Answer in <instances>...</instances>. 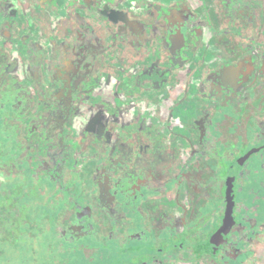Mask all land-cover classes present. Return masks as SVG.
<instances>
[{
	"label": "flooded vegetation",
	"instance_id": "1",
	"mask_svg": "<svg viewBox=\"0 0 264 264\" xmlns=\"http://www.w3.org/2000/svg\"><path fill=\"white\" fill-rule=\"evenodd\" d=\"M57 1L55 0L51 8L46 11L49 20L51 10ZM91 1L88 0L85 3L83 0L84 13L89 21L83 19L77 23L69 44L61 42L60 37V39H55L52 44L45 47H41L37 42L32 43L30 41V36L25 33V29L34 30L35 28V32H39L44 36L49 26L51 27L50 21L41 27L38 24L29 23L26 28L16 29V31L19 30L20 36L24 37L25 42L21 40L20 45L18 44L19 38L13 36L12 39H15L16 42L11 41L10 43L14 44L13 50L15 48L19 50L17 53L21 52L20 48L23 47L22 53L26 57L24 56V59L20 58L22 63L30 57L38 63L47 57L55 62L54 67H56L58 61L79 59L74 48L76 46L75 32L80 29L82 24L89 25L94 30L98 40L101 44L107 46V49L103 56L96 57L94 61L91 60L90 56L83 59L84 63L91 65L93 62L94 64L92 63V69L85 73L83 84L72 94L69 110L65 114L62 124L54 122V119L60 115V109H63V107L48 109L47 115L51 118L48 125L42 121L43 119H39L46 112L48 103H40L41 110L38 111L35 98L36 96H45L47 92L51 93L54 91L53 88L49 87L50 89L44 91L36 76L24 77L26 82H31L29 84L33 93L30 108L22 115L28 117V119L27 121L18 120L16 122L17 124L24 123L23 129L17 128L14 132L9 128L7 134L0 137H4L7 141L8 137H15L10 133L16 134L19 145L26 149L25 154H21L20 158L27 155V159L23 163L22 174L34 177L41 174L48 180V183L40 184L38 180L31 178L36 188L41 187L46 190L45 198L42 199L41 203L49 201V209H51V192L63 184L59 181L56 186L55 182L56 189L51 191V175L45 165L51 164L50 156L52 154H59L61 151L65 155V161L67 160L66 140L71 136L72 128L69 122L75 111L74 103L79 95H88V92L84 91L86 88L89 89L86 83L87 79L94 77L96 64L101 58L109 57L111 55L110 51L115 48L118 42L126 41L123 45L128 48L129 53L131 52L130 55L140 59L143 56L144 58L149 56L143 66L133 65L136 70L133 86L134 88H140L143 84H148L150 90L147 94V100L152 93L159 95L158 98L155 97L154 103H148L146 111L154 112L156 108L168 106L170 114L163 119V122L165 127L167 126L166 132L168 135L177 137V142L180 144L179 151L181 152L182 165L173 174L164 175L162 168L157 166L159 162L157 152L149 154L143 151H127L123 155L117 156L116 159L118 160L122 157L125 158L118 161V166L107 167L105 163L98 162L93 183L96 190L94 207L99 216V222L95 219L94 207H92L90 201L70 196V199H67L65 203H70L72 200V203L69 204L72 212L65 221L64 229L62 231L57 229L59 236L57 237L61 240V243L57 245V249L54 251H51V242L47 248L49 254H53V256L58 251L65 253L61 261L54 258L56 260L53 264H65L63 262L64 258H68L71 264H216L215 261L209 258L207 253L221 249L225 245L234 221L238 217L239 207L248 212L247 216L255 217V224L258 227V239L256 240L259 241L260 250L264 249V239L262 238V241H260V236L264 234V75L261 72H254L249 64V58L256 62L260 61V51L264 50V46L261 44L264 36L263 8L255 7L256 26L246 23V28L242 31L241 36L235 33L221 32L219 27L215 28L216 33H212L207 26H200L201 39L199 45L207 48L209 50L208 54L196 55L195 59L186 60L179 67H170L168 62L161 56L157 62V67L159 71L166 72L163 73L165 77L162 72L161 75L157 73L148 77L144 70L153 62V57H156L151 55V52L158 50L157 46H153L155 41L150 36L149 30L146 29L144 32L142 48L133 46L131 44L133 40L130 39L128 34L112 36L110 32L114 33L117 25L112 23L114 28H108L106 24L101 22L92 11ZM130 1L133 4V1L135 3L138 0ZM183 1L187 4L193 2L198 5L197 0ZM25 2L30 8V16H32L35 8L31 7L33 5L28 4L27 0ZM145 4L148 9L142 17L130 13L129 10L116 11L106 8V12L110 20L119 16L117 15L118 12H126L129 14L130 19L142 20L150 24L155 21L157 15L151 5L165 6L167 2L165 0H159L158 3L146 1ZM110 11L114 14L111 15ZM91 20L96 23V27L92 24L93 22L91 23ZM100 25H103L106 29H102ZM157 27H161L159 19L157 20ZM225 27V25L222 26V28ZM190 29L191 24L189 22H185L180 27V31L186 39H189ZM204 29L210 34L207 42L204 41ZM101 30L109 34L110 43L108 45H105L99 36ZM253 35L259 36L255 39V42H253ZM217 38L220 39V42L214 43V39ZM5 41L9 42L6 39ZM253 43H256V46L258 44L261 46L255 47ZM34 46L40 49V53H29V49ZM53 47L56 48V52H54ZM26 48L28 51H26ZM122 67L121 62L118 61L117 68ZM51 70L49 78L50 85L53 86ZM173 72H183L188 77L194 75L198 85H192L189 89L187 88L188 84L185 83L183 89L186 97H183L180 103L176 102L169 105V96L164 86L170 80ZM30 73L35 74L34 71ZM80 73H84L83 69L80 70ZM100 77L99 74L98 78ZM154 81L158 84L154 85L152 83ZM25 100L28 101V99ZM92 100L96 103L95 96L92 97ZM219 102L224 103V108L219 106ZM199 108H202L200 114L197 113ZM190 112L192 115L187 122L183 123L178 120L179 115L189 114ZM33 115L35 116V122H29L30 117ZM171 121L177 122L180 127L177 130L168 129ZM222 121L224 123V137H216L214 126ZM6 122L9 121L3 120V123ZM11 123L15 124L14 122ZM59 124L61 125L60 128H63L60 133L56 129ZM27 137L30 138L27 140ZM58 137L63 138V145L59 142ZM77 137L86 136L79 133ZM47 142L49 145L54 142L59 149L52 152L48 151L45 157L35 156L33 151H35L37 144H47ZM218 146L222 147V151L218 149ZM216 149H218L220 153L218 155L220 159L222 158L221 162L223 163L222 167L219 168L213 166L214 158L211 156ZM32 156L35 157L36 169L38 170L32 167ZM138 159L146 161L142 170L136 166ZM196 159H199V161H196ZM8 164L6 162V166H3V168H6ZM103 167L107 172L112 173V180L106 184L104 179L102 182L96 183ZM220 170L222 176L221 180L217 182L215 181L214 172ZM3 178L4 183L0 186V189H4L6 185L5 177L3 176ZM131 181L133 182L131 183ZM194 181H197L201 187L200 190L196 188L195 184L193 186ZM216 183L221 188L223 202L217 200L215 194L211 192V185L214 186ZM127 184L131 188L129 191L126 189ZM63 186L70 189L71 185ZM202 189H205L208 197L204 194L200 195ZM227 189L233 191L232 221L220 237L212 245H209L208 242L218 230L224 218ZM55 193L60 192L55 191ZM74 199H78L84 207L89 209L91 224L85 225L84 220L80 222L79 218H75L74 209L77 204ZM106 214L109 215L111 220L107 218ZM88 226H93L92 232H89ZM77 228H80V230L78 231ZM34 232L31 231V233ZM48 232L51 238V229ZM53 234L56 235V233ZM83 234L86 235L83 236V245L70 246L71 242L67 241L70 236L82 237ZM27 237L28 235L25 236L23 233L17 235V246L36 238L27 239ZM173 240H176L179 245L171 247L172 242L170 241ZM2 244L10 247L8 243L0 242V245ZM175 247H177L176 251ZM10 248L13 249V247ZM0 251L6 261V255H4L2 248H0ZM247 259L245 258L240 264H244Z\"/></svg>",
	"mask_w": 264,
	"mask_h": 264
},
{
	"label": "rangeland",
	"instance_id": "2",
	"mask_svg": "<svg viewBox=\"0 0 264 264\" xmlns=\"http://www.w3.org/2000/svg\"><path fill=\"white\" fill-rule=\"evenodd\" d=\"M146 1L158 3L159 0H138L135 3L133 1L130 7H127V0H92L91 6L93 13L101 22L106 24L108 28H114L108 18L106 8L116 11L129 10L130 13L142 17L148 9L145 4ZM0 4L2 5L1 12H3L5 18L20 19L21 12H24L27 18L30 16V8L25 0H0ZM49 17L51 27L49 26L46 35L43 36L39 32L29 34L32 43L37 42L41 47H45L60 37L61 42L69 44L77 23L83 19L89 21L84 13L83 0H58L51 10ZM91 23L95 27L97 26L92 20ZM100 26L102 29H106L103 25ZM81 27L85 28V24H82ZM21 28L22 25L19 23L17 29ZM25 33H28V31H25ZM58 33H60L59 36H57ZM203 35L204 41L207 42L210 34L206 29L203 30ZM99 36L105 45L110 43L109 34L106 31H99ZM14 37L17 38V36ZM6 38H3L0 32V93L8 96L19 94L24 99L29 97L28 99L32 100L31 82H26L24 77L29 78L30 75L32 77L36 76V79H38L45 91L49 87H52L50 85L49 73L51 68L55 66V62L45 57L38 63L30 57L22 63L16 55V48L13 50L14 44L10 43L11 41L15 42V39H12V37ZM220 38L222 39L223 37ZM5 39L9 42H6ZM125 42H118L115 48L110 51L111 55L101 58L96 64L94 77H89L86 82L89 89H84V91L88 92V95L81 94L78 96L74 103V114L71 116L72 118H70L69 122L72 130L71 136L66 140L65 150L68 165L63 172L60 182L63 185L70 184V195L81 198L84 201H90L92 207L95 206L94 198L96 190L93 180L98 162L105 163L107 167L118 166V161L125 158L122 157L118 160L116 159L117 156H121L127 151H143L149 154L157 152L159 159L157 166L162 168L164 175L169 176L173 174L182 165L181 152L179 151L180 144L177 142V137L168 135L166 132L167 126L165 127L163 122V119L170 114L168 106L156 108L154 112L146 111L148 103H154L155 97L158 98L159 95L152 93L147 100V94L150 90L148 84H143L140 88H134L133 86L136 74L133 65L143 66V63L147 62L149 56L145 58L143 56L140 59L130 55L131 52L129 53L128 48L124 46ZM217 42H220L219 38L214 39V43ZM20 49L22 52L23 47ZM118 61L123 66L120 69L117 68ZM32 71L35 74L30 73ZM97 74H100L101 77L98 78ZM163 76L165 77L164 74ZM185 83L186 85L188 84L187 88L189 89L192 85H198L194 75L188 77L183 72H173L171 74L170 80L164 86L169 96V105L176 102L180 103L181 99L186 97L183 89ZM39 89L41 90V88ZM94 96L96 97V103L92 100ZM38 105L40 106V103ZM197 110V113L200 114L202 108ZM34 118V115L31 116L29 122H35ZM24 125V123H3L2 120V122L0 121V136L6 135L9 128L15 132L17 128L23 129ZM178 127L180 126L177 122L171 121L168 129L177 130ZM79 133H83L86 137H77ZM2 138L3 142H6V139ZM8 139L15 140L14 137H8ZM58 149V145L54 142L50 145L48 142L47 144L39 143L33 154L45 157L48 151L52 152ZM31 161L33 163L32 167L38 170L36 169L35 157L33 158L32 156ZM196 161H199V159H196ZM145 162V160L140 161L138 159L136 166L142 170L145 167ZM3 175L4 172H0V186L4 183ZM29 178L38 180L40 184L48 183V180L41 176V174L38 177L29 175ZM55 182L57 186L58 180L55 179ZM61 195V193H55V191L51 192V207L61 203ZM71 201L70 203H72ZM70 203H63L60 206V211L55 216L56 227L59 231L64 229L65 221L72 212L69 207ZM94 214L96 221L99 222V216L95 207ZM106 216L111 220L108 214ZM31 231L34 232V229ZM57 236L58 234H51L50 238L49 232L46 231L32 241H25L23 242L24 244H19L16 249H11L7 245L2 244L0 248H2L4 255H6V261L0 258V263L53 264L56 259L61 261L65 256L64 252H55L56 254L53 256V254H49L47 249L50 242L51 251L57 249V245L61 243V240L58 238L59 236ZM83 236L86 235L83 234L82 237L70 236L67 241L71 242L70 246H80L84 244ZM262 238L264 239V234L260 236V241H262ZM65 240L63 239V241ZM63 262L71 264L68 258H64ZM244 262V264H264V249L258 251L254 258H248Z\"/></svg>",
	"mask_w": 264,
	"mask_h": 264
},
{
	"label": "trees",
	"instance_id": "3",
	"mask_svg": "<svg viewBox=\"0 0 264 264\" xmlns=\"http://www.w3.org/2000/svg\"><path fill=\"white\" fill-rule=\"evenodd\" d=\"M54 1L27 0L28 3L33 5L31 7L35 8V10H33L32 16L29 19L22 16L20 20L5 18L3 12H1L2 5L0 4V31L2 36L4 38L17 36L19 38L18 44L22 43L21 40L25 42L24 37L20 36L19 30L16 31V26L19 23L23 28H26L29 23L38 24L40 27L48 24L50 20L46 15V11L51 8ZM165 1L167 2L165 6L151 5L155 12H157V15L155 21L150 24L142 20H132L126 12H118L119 16L113 17L111 20L109 18L111 24L117 25L115 34L113 32L110 33L114 36L128 34L130 39L133 40L131 44L137 48H142L144 32L146 29L149 30L150 36L155 41L153 46H157L158 50L151 52V55L156 57H153V62L144 70L148 74V77L157 73L161 75V72L162 74L166 73L165 71H159L157 67V62L161 56L168 62L170 67H179L184 61L195 59L196 55L208 54L209 50L199 45L201 39L200 26H207L212 33H216L215 28L219 27V31L221 32L235 33L241 36L242 31L246 28V23H251L254 27L256 26L255 23L257 22H255L256 19L254 17L255 7L258 6L264 10V0H197L198 5H195L193 2L187 4L183 0ZM84 2L87 3L88 0H84ZM130 6L131 1L127 0V7ZM113 14L112 12L111 15ZM158 19L159 25L162 28L157 27ZM185 22L191 24L189 39H186L180 31V27ZM224 25L226 27L222 28ZM81 26L75 32L76 46L74 47L75 54L79 59L58 61L56 67L51 70V79L54 84L52 88L54 91L51 93L47 92L45 96H36L35 98L38 111L41 110V106L38 103H48L46 112L39 118L43 119L42 121L47 125L51 121V118L47 115L48 109L51 107L59 109L63 107V109H60V115L54 119V122L62 124L64 121V116L68 112L69 103L72 100V94L83 84L85 73L92 69L91 65L93 62L89 65L84 63L83 59L90 56L91 60L94 61L96 57L103 56L107 49V46L101 44L94 30L89 25L85 24V28ZM258 37L257 35H253V42ZM253 44L255 47L261 46L260 44L257 46L256 43ZM261 44L264 46V36ZM53 50L56 52L55 47H53ZM26 51H28L27 48ZM34 52L40 53V49L37 46L29 49L30 54ZM18 53L19 59L22 58L21 53ZM260 53L261 60L256 62L252 58H249V64L254 72H261L264 75V50L260 51ZM81 69L84 71L83 74H80ZM152 83L154 85L158 84L155 81ZM30 102V99L27 101L17 94L12 96L0 94V121L5 120L14 123L18 120L27 121L28 117H23L22 115L30 108ZM218 104L221 108H224V103L219 102ZM191 115V112L189 114L184 113L177 118L179 121L185 123ZM60 126V124L56 126L59 133L63 130ZM10 134L16 135L15 133ZM214 134L216 137H224L223 121L215 124ZM14 138L15 140L8 139L6 142H3L2 137H0V172L5 170L3 171V176L5 177L6 184L4 189H0V242L8 243L13 249L17 247V235L21 233L25 234V236L28 235L27 239H31V237L35 238L49 229H51V234H57L55 216L60 211V206L67 199H70L71 196L69 194V187H64L63 185H60L57 189L55 187V179L58 182L61 180L63 172L68 165L67 160L65 161L64 159L65 155L61 151L59 154H52L50 156L51 164H46L45 167L51 175V191L56 189V192L62 193V201L60 204L56 203L57 205L51 207V209H49V201L41 203L42 199L45 198L44 194L46 190L41 187L36 188L33 181L29 179V176L22 174L23 163L27 159V155L22 158H20V155L25 154L26 149L19 145L17 137ZM29 138L27 137V140ZM58 140L63 145V138L58 137ZM218 149L222 151V147L218 146ZM218 149L211 154L214 158L213 166L217 168L222 167L223 164L221 162L222 158L220 159L218 155ZM6 162L9 164L3 169V166H6ZM221 170L214 172L215 181L217 182L221 180ZM101 171L102 173L96 183L102 182L103 179L105 184L109 183L112 180V173L107 172L104 167ZM194 184L200 190L201 187L197 181H194L193 186H195ZM211 186V192L215 194L216 199L223 202L221 199V188L217 183ZM126 189L128 191L131 190L129 184H127ZM203 194L208 197L205 189H202V192H200V195ZM22 200L24 201L21 202ZM74 200L77 204L74 209L75 218H79L80 222L84 220L85 225L91 224L89 209L84 207L78 199ZM246 214L248 212L239 207L238 217L234 221L225 245L221 249L207 253L209 258L215 261L216 264H240L245 258H254L257 255L260 248L259 241L256 240L258 239V227L255 224L256 219L254 216L250 217ZM33 229H35V232L31 233ZM77 230L79 231L80 228H77ZM88 230L92 232L93 226H88ZM170 242H172L171 247L179 245L176 240ZM176 250L177 247H175ZM0 258H4L1 251Z\"/></svg>",
	"mask_w": 264,
	"mask_h": 264
},
{
	"label": "water",
	"instance_id": "4",
	"mask_svg": "<svg viewBox=\"0 0 264 264\" xmlns=\"http://www.w3.org/2000/svg\"><path fill=\"white\" fill-rule=\"evenodd\" d=\"M233 204H234L233 191L231 189H227L226 209L224 212V218H223L222 224L220 225L218 230L214 233V235L211 237L210 241L208 242L209 245H212V243L220 237L221 233L226 229L228 224L232 221Z\"/></svg>",
	"mask_w": 264,
	"mask_h": 264
},
{
	"label": "crops",
	"instance_id": "5",
	"mask_svg": "<svg viewBox=\"0 0 264 264\" xmlns=\"http://www.w3.org/2000/svg\"><path fill=\"white\" fill-rule=\"evenodd\" d=\"M28 4H30V3H28ZM22 16L26 17L24 12H23V13L21 12V17H22ZM30 17H31V16H29V18H30ZM29 18H28V19H29ZM22 28H23V27H22ZM25 31H28L27 35H29V34H31V33L34 34V33H35V28H34V30H33V29L30 30V29L26 28ZM29 32H30V33H29ZM29 36H30V35H29ZM47 48H48V47H47ZM20 53H22V52H20ZM18 54H19V53H16L17 57H18ZM24 56H25L24 53L21 54L22 59H24ZM18 59H19V57H18ZM19 60L21 61V59H19ZM0 94H2V93H0ZM18 95H19V94H18Z\"/></svg>",
	"mask_w": 264,
	"mask_h": 264
}]
</instances>
